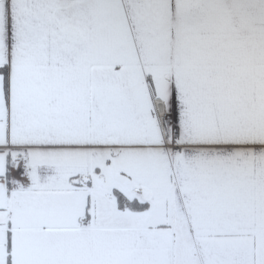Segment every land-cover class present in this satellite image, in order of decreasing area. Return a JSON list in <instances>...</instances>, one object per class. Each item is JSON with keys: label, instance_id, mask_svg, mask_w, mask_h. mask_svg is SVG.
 Returning <instances> with one entry per match:
<instances>
[{"label": "snow or ice", "instance_id": "6c2138e0", "mask_svg": "<svg viewBox=\"0 0 264 264\" xmlns=\"http://www.w3.org/2000/svg\"><path fill=\"white\" fill-rule=\"evenodd\" d=\"M0 264H264V0H0Z\"/></svg>", "mask_w": 264, "mask_h": 264}, {"label": "crops", "instance_id": "0c3cea01", "mask_svg": "<svg viewBox=\"0 0 264 264\" xmlns=\"http://www.w3.org/2000/svg\"><path fill=\"white\" fill-rule=\"evenodd\" d=\"M161 114H163V112Z\"/></svg>", "mask_w": 264, "mask_h": 264}]
</instances>
